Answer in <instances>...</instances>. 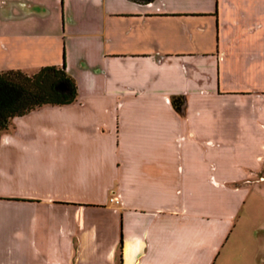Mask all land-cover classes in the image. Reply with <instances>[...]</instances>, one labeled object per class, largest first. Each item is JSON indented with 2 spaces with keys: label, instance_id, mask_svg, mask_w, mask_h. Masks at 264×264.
<instances>
[{
  "label": "crops",
  "instance_id": "crops-1",
  "mask_svg": "<svg viewBox=\"0 0 264 264\" xmlns=\"http://www.w3.org/2000/svg\"><path fill=\"white\" fill-rule=\"evenodd\" d=\"M61 63L76 101L0 134V264H229L264 179V0H0V72Z\"/></svg>",
  "mask_w": 264,
  "mask_h": 264
},
{
  "label": "trees",
  "instance_id": "trees-1",
  "mask_svg": "<svg viewBox=\"0 0 264 264\" xmlns=\"http://www.w3.org/2000/svg\"><path fill=\"white\" fill-rule=\"evenodd\" d=\"M148 4L153 0H129ZM77 89L64 64L46 65L26 75L18 70L0 72V134L8 129L14 117L22 116L42 106H63L76 101ZM174 111L181 114L184 99L170 98ZM262 172L264 174V161Z\"/></svg>",
  "mask_w": 264,
  "mask_h": 264
},
{
  "label": "rangeland",
  "instance_id": "rangeland-1",
  "mask_svg": "<svg viewBox=\"0 0 264 264\" xmlns=\"http://www.w3.org/2000/svg\"><path fill=\"white\" fill-rule=\"evenodd\" d=\"M238 187L244 195L222 254L224 248L231 246L229 264H264V179L252 177L246 185Z\"/></svg>",
  "mask_w": 264,
  "mask_h": 264
},
{
  "label": "built area",
  "instance_id": "built-area-1",
  "mask_svg": "<svg viewBox=\"0 0 264 264\" xmlns=\"http://www.w3.org/2000/svg\"><path fill=\"white\" fill-rule=\"evenodd\" d=\"M110 201H114L113 199H110Z\"/></svg>",
  "mask_w": 264,
  "mask_h": 264
}]
</instances>
